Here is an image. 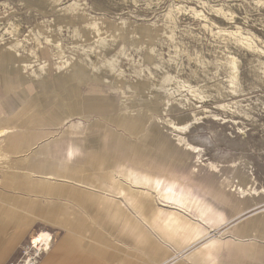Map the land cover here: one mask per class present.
I'll return each mask as SVG.
<instances>
[{
    "label": "rangeland",
    "instance_id": "rangeland-1",
    "mask_svg": "<svg viewBox=\"0 0 264 264\" xmlns=\"http://www.w3.org/2000/svg\"><path fill=\"white\" fill-rule=\"evenodd\" d=\"M79 28L80 35L75 34ZM243 37L252 43V49L239 41ZM94 44L92 48L100 52L96 58L89 48ZM0 48L23 62L34 59L53 62L58 57L78 61L85 53L93 56L95 67L84 63L80 71L91 74L98 73L97 69L99 81L107 88L96 95L87 94V98H110L114 110L88 112L86 120L72 117L60 133L72 130L71 125L81 124L78 138L99 136L93 143L95 146L103 142L106 134L113 139L122 137L132 145L143 144L142 140L151 142L153 158H165L163 164H168L170 175H185L195 193L224 213L239 209L241 219L229 223L233 232L244 226L262 235L264 0H0ZM230 60L235 62L233 73ZM52 62L46 74L28 77V83L22 86L15 80L21 63L12 65L10 70L14 73L7 79L15 84V89L10 95H0V105H14L21 114H31L27 120L39 119L35 127L24 125L16 130L18 142L23 136L35 139L32 148L51 145L58 133L52 126L57 118L52 105L63 103V96ZM232 75H235L234 84ZM76 83L72 87L84 95L92 86L89 81ZM24 89L32 91L25 96L26 100L21 94ZM76 99L72 97L68 101L72 103ZM131 114L139 117L143 125L140 131L130 134L112 118ZM180 127L186 130L180 131ZM74 131L72 136L76 135ZM185 144L195 148L196 153L186 150ZM26 153L9 154L3 157V164L18 167L25 161ZM182 157L187 160L180 161ZM190 163L198 169L196 173L191 172ZM106 164L107 161L103 166ZM1 176L0 191L10 198L9 206L4 203L12 211L9 227L17 226L16 219L20 217L47 225L49 219L69 215L71 209L64 210L68 200L77 203L75 198L16 189ZM243 180L256 194L246 195L242 200L234 194L236 189H241ZM46 200L56 201L59 209L45 208ZM24 201L34 206L26 207ZM161 208V212H167ZM13 230L7 232L9 239ZM28 240L29 237L19 239L10 245L12 248L0 258V264H23L26 255H32L31 249L28 254L24 250ZM6 241L2 235L0 243ZM120 242L123 246L122 238ZM257 245L258 249H264V240H257ZM154 247L130 255L147 264L157 255L152 252ZM230 260L227 256L221 262L227 264ZM240 262L264 264V255Z\"/></svg>",
    "mask_w": 264,
    "mask_h": 264
},
{
    "label": "crops",
    "instance_id": "crops-1",
    "mask_svg": "<svg viewBox=\"0 0 264 264\" xmlns=\"http://www.w3.org/2000/svg\"><path fill=\"white\" fill-rule=\"evenodd\" d=\"M74 33L80 35V28ZM94 43H99V41ZM95 44L89 48L90 54L96 58L100 52L92 48ZM6 51L0 48V61L4 66L0 68V95H10L15 89V84L7 79L9 74L14 73L10 70L12 65L14 67L21 63L20 69L15 73V80L22 86L28 83V77H40L46 74L52 62V59L43 62H39L38 59L23 62L15 60ZM83 55L78 61L74 59L67 61L58 57L51 63L54 77L57 79L61 88L60 93L63 96V103L52 105L56 112L54 114H57L56 120L52 121V126L58 133L53 136L55 138L51 145L33 147V149L32 146L36 142L31 136H23L18 142L16 130H21L24 125H26L25 128L35 127L39 119L27 120L31 114H21V111H17L14 105L7 107L0 105V133L3 134L0 137L1 177L5 181H10L16 189L24 188L29 192H42L47 196L77 199L76 204L73 200H68L67 208L64 210H71L67 212L68 216H61L62 219H49L45 221L47 225H42L40 220L32 223L30 219L20 217L16 219L19 223L17 226L9 227V214L12 215V211L10 207L5 206H9L10 198L0 191V237L5 235L7 239L4 244L0 243V258L10 251L12 248L10 245L13 246L15 241L26 240L29 237L24 247L26 253L32 236L40 234H48L50 243L48 249L39 256L36 264H146L143 259L138 262L132 258L130 253L134 256L138 251L145 252L151 245L152 247L155 245L152 252L157 255L152 257L150 263L147 264H224L221 259L227 256L231 258L227 264H244L240 262L242 259L253 258L261 253L264 255V249H258L257 245V240H264V227L262 235L259 231L247 230L244 226L239 232H233L229 223L241 219L239 209H230L228 213H224L217 206L212 205L208 199L206 201L213 206L215 211L222 217L225 218V215L227 217L220 224L211 222L213 227L209 228L205 236L192 239L187 245L183 243L180 232H174L179 228L173 221H170V216L182 215L192 223H196L195 211L185 213L186 211H179L177 208L175 211L174 206L169 202L165 203L166 201L159 198L154 190L136 185L135 182L140 179H136L137 174L134 172L138 171L140 176L155 178L160 182L175 183L176 190L186 193L187 197L206 198L193 191L182 173L180 177L170 175L168 164H163L165 158H153L151 142L142 140L143 144L132 145L125 142L122 137L113 139L106 134L102 137L103 142L95 146L93 143L100 139L99 136L78 138V128L81 124L76 127L70 126L72 130H75V136H72V130L60 133V129L72 117L79 116L86 120L88 116L85 114L88 112H109L115 107L113 100L107 97L87 98L89 96L87 94L101 93L107 85L99 81L100 71L97 69L95 71L98 73L91 74L80 71L84 63L90 64L91 67L96 65L92 60L93 56L86 53ZM36 66L39 68L33 70ZM83 81L92 82L86 95L80 94L71 85L74 82L78 84ZM21 91L24 96L23 100H26V95L32 93L25 89ZM72 97L77 98L75 102L72 100L74 103L68 101ZM9 115L11 118L7 125L6 119ZM112 119L130 134L137 130L140 131L143 125L140 118L132 114ZM13 153H26L27 156L18 167L10 168L3 164L5 161L3 157H9V154ZM100 160L103 163H100ZM183 160L187 158L180 159V161ZM106 161V166H103ZM193 165L194 163H190V170L196 173L198 169L192 168ZM11 170L18 173L14 175ZM27 179H30V182H26ZM241 189L234 194L238 199L243 200L246 195L256 194L250 190L246 180L242 181ZM23 203L27 205L26 207L34 206V203L30 201ZM46 205L45 208L49 210L59 209L56 201L46 200ZM159 206L167 212H161L162 208ZM225 226L228 227L223 228ZM10 228H13L14 232L11 233L9 239L7 232ZM41 229H47L50 232ZM38 230L41 231L37 232ZM121 238L123 246L120 245ZM248 241L251 242L249 247L246 246ZM238 257L240 261L237 260Z\"/></svg>",
    "mask_w": 264,
    "mask_h": 264
},
{
    "label": "bare ground",
    "instance_id": "bare-ground-1",
    "mask_svg": "<svg viewBox=\"0 0 264 264\" xmlns=\"http://www.w3.org/2000/svg\"><path fill=\"white\" fill-rule=\"evenodd\" d=\"M235 35H237V34H235ZM240 37H242V36L240 35ZM244 38L245 37H243V39ZM243 39L242 40H239L238 39V40L240 42H242L246 47L252 49L253 48L252 43L249 40H247L248 38H246V40L244 39V41H243ZM229 67H230V69H231V71L233 73L235 71V69H236L235 68V62H234V60H230ZM231 83L232 84L235 83V75H232V77H231ZM172 94H173V92H172ZM179 130L180 131H185L186 128L185 127H180ZM2 135L3 134L0 133V137ZM176 139H182V138L181 137H177ZM185 145H186V147H185L186 150L191 151V153H193V154L196 153V149L195 148H192L189 144H185ZM134 173L137 174L136 179H140V181H136L135 182L136 185L146 186L149 189L154 190L155 194H157V196L159 198H161L162 200L166 201L165 203L169 202L171 205H173L174 208H175V211H176V208L179 211H186L185 213L190 212V211H195L196 214L194 216H195V218H197L196 223H192L190 220H188L187 218H185L182 215H180V216L179 215H171L170 216V221H173L174 224L176 225V227L179 228V229H177L178 231L175 230L174 232L175 233L176 232H180V238L182 239L183 243H186V245L192 239H195V238H198V237L201 238V237L205 236L209 232V228H212L213 227V225L210 224L211 222L212 223L216 222V223L220 224L227 217L224 214L225 215V218H224L217 211H215L213 209V206L210 205L206 201L207 199H201V198H196V197H187L186 196V193L177 191L176 188H175V185H174L175 183H165V182H160L158 179H155V178H152L151 179V178H147L145 176H140V174H139L138 171H135ZM178 187H177V189H178ZM236 190L239 191V189H236ZM238 191H236V192H238ZM159 202H160V200H159ZM180 214H182V213H180ZM214 234H216V233H214ZM218 236H220V235H218ZM49 243H50V236L48 234H40L38 236H33L30 239V246H29V248L28 247H27L28 249L26 248L27 249L26 254H28L29 251H30V249H31V251H33V253H37L40 256L43 252H45L48 249Z\"/></svg>",
    "mask_w": 264,
    "mask_h": 264
},
{
    "label": "built area",
    "instance_id": "built-area-1",
    "mask_svg": "<svg viewBox=\"0 0 264 264\" xmlns=\"http://www.w3.org/2000/svg\"><path fill=\"white\" fill-rule=\"evenodd\" d=\"M38 258H39V254L33 253L32 251L31 256L26 255L25 260L23 261V264H36Z\"/></svg>",
    "mask_w": 264,
    "mask_h": 264
},
{
    "label": "clouds",
    "instance_id": "clouds-1",
    "mask_svg": "<svg viewBox=\"0 0 264 264\" xmlns=\"http://www.w3.org/2000/svg\"><path fill=\"white\" fill-rule=\"evenodd\" d=\"M208 247H212V245H208Z\"/></svg>",
    "mask_w": 264,
    "mask_h": 264
}]
</instances>
